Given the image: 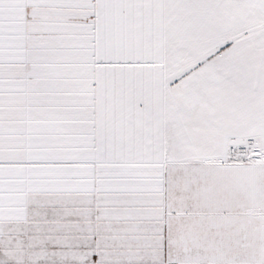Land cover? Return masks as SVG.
Returning <instances> with one entry per match:
<instances>
[{
	"label": "snow or ice",
	"instance_id": "obj_1",
	"mask_svg": "<svg viewBox=\"0 0 264 264\" xmlns=\"http://www.w3.org/2000/svg\"><path fill=\"white\" fill-rule=\"evenodd\" d=\"M0 264H264V0H0Z\"/></svg>",
	"mask_w": 264,
	"mask_h": 264
}]
</instances>
